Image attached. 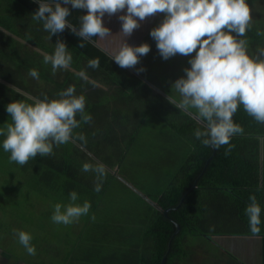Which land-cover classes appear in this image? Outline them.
<instances>
[{
	"label": "trees",
	"instance_id": "obj_1",
	"mask_svg": "<svg viewBox=\"0 0 264 264\" xmlns=\"http://www.w3.org/2000/svg\"><path fill=\"white\" fill-rule=\"evenodd\" d=\"M261 1L264 0H248L249 5L255 7L254 20L245 37L252 53L258 50L256 44L264 40V21L260 20L262 16H257L263 11L264 3L256 5ZM67 6L71 11L69 23L78 30L79 17L86 13V9ZM38 7L39 0H0V128L11 122L6 106L12 100L26 96L42 98L45 94L53 98L70 85L75 86L77 95H85V111L92 119L74 130V136L84 135L86 143L73 139L67 144L54 145L52 155H37L23 166L9 162L10 153L3 150L4 137L0 136V161L15 166L14 170L9 167V172L25 178L32 177L35 186L41 188L42 198L61 204L69 203V193L74 190L80 200L90 202L94 211L111 181L117 179L119 166L147 114L152 112V115L158 116L167 130L188 147L181 166L174 173L167 172L165 175L164 188L153 196H143L149 197L150 202L130 191L140 197L142 207L137 215L131 216L126 223L108 224L104 231L97 224L98 234L93 232L96 228L92 229L87 223L79 232V237L87 235L83 246H79L77 240L72 246L68 245L69 250L62 264H184L188 255L199 257L195 249L197 240L190 245L191 237L205 238L211 233L226 231L210 228L209 225L215 222L238 221L239 224L228 228L235 229L231 230V234H252L245 208L250 203V195H256L259 203L260 193L264 190V160L260 155L264 124L255 121L241 105L233 120L244 129L243 133L234 135L230 145L213 148L212 154V147L204 146L194 135L197 128L203 130L204 124L190 113L177 109L169 103L165 94L145 83L137 73V65L121 68L112 56L95 44L97 37L85 41V47L81 48V38L68 28L51 35V39L54 42L64 41L73 60L69 69H58L53 74L51 64L43 62V55L52 54L54 48L44 47L24 31L25 26L32 24L43 34L50 35L44 30L42 21L32 19ZM158 20L159 16L147 32ZM176 56L187 61L191 58ZM97 57L99 68L88 67V61ZM31 69L38 71L39 79L29 76ZM82 70L94 84L86 83L76 75ZM95 127L97 130H94ZM229 147L231 151L226 154ZM85 162L105 166L107 175L100 192L94 191L96 173L81 170ZM14 176L16 174L10 177ZM5 177L8 178L7 175ZM123 189L130 188L123 183ZM261 209L260 233L264 234V207L261 206ZM176 224L179 225L177 231Z\"/></svg>",
	"mask_w": 264,
	"mask_h": 264
},
{
	"label": "clouds",
	"instance_id": "obj_2",
	"mask_svg": "<svg viewBox=\"0 0 264 264\" xmlns=\"http://www.w3.org/2000/svg\"><path fill=\"white\" fill-rule=\"evenodd\" d=\"M67 5L77 10L86 9L79 17L78 30L69 23L71 11ZM125 9L126 13L119 16L123 37L139 28L140 21L162 13L163 20L150 30L160 56L165 60L177 54L191 57L190 67L184 69L186 75L171 85L179 99L170 95L167 99L180 111L195 110V117L204 128H197L194 135L204 146L219 149L230 145L234 135L243 133L244 129L233 120L241 105L255 121L264 124V49L250 52L249 41L245 38L252 25V8L248 0H63V3L61 0H39L32 19L43 22L49 39L51 35L70 29L81 38L79 46L83 48L84 42L93 37L104 39L112 35L103 23V17L105 14L111 17ZM149 51L148 43L133 46L124 42L112 58L121 68H134ZM72 60V54L62 40L56 42L52 54L43 55V62L51 64L53 74L58 69H69ZM88 67L99 68V58L90 59ZM28 74L39 79L36 69H31ZM76 75L86 83L94 84L85 71ZM85 105V95H77L74 85L53 98L45 94L42 98L26 96L12 100L6 106L11 122L0 128V136L4 137L3 150L10 153L9 162L23 166L37 155H52L54 145L67 144L73 139L86 143L84 135L74 136V130L81 123L91 122ZM230 151L231 147L226 154ZM81 170L96 173L94 191L100 192L107 175L105 166L85 162ZM78 199L73 190L69 193V203H56L51 216L53 223L70 225L87 215L90 202L85 200L81 204L77 203ZM249 200L245 213L251 233L258 236L262 209L256 195H250ZM17 236L27 253L35 255L31 233L21 230Z\"/></svg>",
	"mask_w": 264,
	"mask_h": 264
},
{
	"label": "rangeland",
	"instance_id": "obj_3",
	"mask_svg": "<svg viewBox=\"0 0 264 264\" xmlns=\"http://www.w3.org/2000/svg\"><path fill=\"white\" fill-rule=\"evenodd\" d=\"M263 3L264 1H261L256 5L262 6ZM251 8L253 16L255 7ZM257 16H262L260 20L264 21V9L262 12H258ZM163 18L164 14L159 17L157 23L153 24V27L157 26ZM253 20L254 18H252V22ZM143 23L146 28L151 24L146 20ZM254 25L260 24L255 23ZM105 26L110 29L112 35L102 40L104 47L112 55L119 50L124 42L133 46L141 43L150 45L149 53L142 56L137 64V73L153 89H158V92H162L167 97L170 95L178 100L179 94L171 90V85L176 79L186 75L184 69L190 67L188 61L178 58L176 55L167 60L163 59L157 50L155 40L150 36V31L146 32L143 38L138 36L142 32L137 31L127 38L118 40L116 39L118 26L113 22L112 17L107 16ZM24 29L31 39L43 44L44 47L49 46L55 49L56 42L49 39L48 34H43L32 24L25 26ZM260 31L263 33V28ZM256 45H258L257 52L264 49V40ZM141 68L144 70L138 71ZM188 113L195 117V110H190ZM94 130L97 128L95 127ZM187 152V145L181 139H177L171 131H168L158 116L152 115L150 112L144 119L124 161L119 166L117 179L111 181L106 194L99 199L97 208L94 211L90 208L87 215L80 217L78 221L70 225L53 223L51 216L54 205L58 202L42 198L41 188L35 186L32 177L25 178L17 173L9 172V167L14 170L15 166L9 162L0 161L2 170L0 172V254L3 253L13 261H22L26 264H60L66 258L69 250L68 245L72 246L77 240L79 246H83L84 238L87 235L79 237V232L80 228L87 223L92 229L96 228V231L93 232L98 234L97 224H100L101 231H104L108 224L126 223L130 221L131 216L137 215L142 207L139 203V196L150 202L149 197L143 196L148 194L153 196L158 190H162L166 183L165 175L167 172L174 173L175 169L181 166ZM12 174H16V176L11 178ZM6 175L10 180L5 177ZM123 183L130 189H123ZM84 201L78 199L77 203L82 204ZM21 230L31 233L33 237L31 243L36 248L35 255H29L19 243L17 232ZM88 232L92 234L90 231ZM196 238L203 237L193 236L189 240V244H194ZM88 244L90 246V243ZM195 249L202 251L197 253L204 258L198 260L192 257L194 254L190 257L188 255L189 258L187 257L184 264H215L217 261L216 257L209 254L217 250L213 243L206 241L202 245H197ZM205 252L209 253L205 256L202 254ZM78 264H85V262H78Z\"/></svg>",
	"mask_w": 264,
	"mask_h": 264
},
{
	"label": "crops",
	"instance_id": "obj_4",
	"mask_svg": "<svg viewBox=\"0 0 264 264\" xmlns=\"http://www.w3.org/2000/svg\"><path fill=\"white\" fill-rule=\"evenodd\" d=\"M126 11L123 10V12H118L114 15H112L113 22L118 26V36L116 35V39H124L127 37H123L121 32V21L119 20V16L122 14H125ZM162 14H157L151 18H147L146 21L149 23H153L156 18L161 16ZM107 14L103 17V23L105 24V21L107 19ZM145 21V20H144ZM144 21H140V27L135 29L133 31H141V34H138L139 37H144L145 33L149 30V28H146V25L143 23ZM132 33V34H133ZM97 42L95 43L100 48L105 50L110 56L113 57V55L107 51L106 47H104L103 40L99 39L97 37ZM117 40V42H118ZM120 44V42H118ZM139 45V44H138ZM136 46V45H135ZM99 87H103L99 84H95ZM264 136H262L263 138ZM261 160H264V142L261 145ZM259 203L262 207H264V190L263 193H260L259 197ZM228 212V211H227ZM228 212V213H232ZM233 224H239L238 221H218L211 225H209L210 228L213 230H226V231H218L217 233H211L209 236H205V238H198L197 239V245H202L204 242H210L213 243L216 246V252H205L202 253L205 256L209 253L217 258V261H215V264H263V258H264V234H259L258 236H254L253 234H244V235H238V234H231V230L235 229H228ZM197 252H202L198 250ZM199 257L204 258L202 255L197 253ZM199 257H194L200 260ZM0 264H26L22 261H13L10 257H8L5 254H0ZM62 264V262L60 263Z\"/></svg>",
	"mask_w": 264,
	"mask_h": 264
},
{
	"label": "water",
	"instance_id": "obj_5",
	"mask_svg": "<svg viewBox=\"0 0 264 264\" xmlns=\"http://www.w3.org/2000/svg\"><path fill=\"white\" fill-rule=\"evenodd\" d=\"M197 119V118H196ZM198 120V119H197ZM213 149V148H212ZM214 153V149H213V151H212V154ZM212 156V155H211ZM210 156V157H211ZM192 187H194V185L192 186ZM182 200V199H181ZM167 211V208L166 209H164V213ZM179 229V225L178 224H176V230L175 231H177ZM164 260V258H162V261Z\"/></svg>",
	"mask_w": 264,
	"mask_h": 264
}]
</instances>
